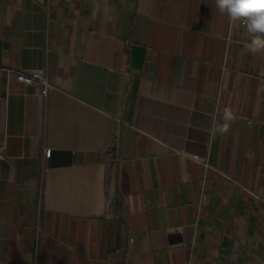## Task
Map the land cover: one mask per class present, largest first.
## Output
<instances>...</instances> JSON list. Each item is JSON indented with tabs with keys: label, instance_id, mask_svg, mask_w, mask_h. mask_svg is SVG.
Listing matches in <instances>:
<instances>
[{
	"label": "crops",
	"instance_id": "crops-1",
	"mask_svg": "<svg viewBox=\"0 0 264 264\" xmlns=\"http://www.w3.org/2000/svg\"><path fill=\"white\" fill-rule=\"evenodd\" d=\"M248 40L214 0H0V264H264Z\"/></svg>",
	"mask_w": 264,
	"mask_h": 264
},
{
	"label": "clouds",
	"instance_id": "clouds-1",
	"mask_svg": "<svg viewBox=\"0 0 264 264\" xmlns=\"http://www.w3.org/2000/svg\"><path fill=\"white\" fill-rule=\"evenodd\" d=\"M215 8L227 15L229 22H239L249 36L245 49L252 53L264 52V0H214ZM238 117L228 108L223 112V123L214 124L213 132L226 134ZM251 124V121L249 122Z\"/></svg>",
	"mask_w": 264,
	"mask_h": 264
},
{
	"label": "built area",
	"instance_id": "built-area-1",
	"mask_svg": "<svg viewBox=\"0 0 264 264\" xmlns=\"http://www.w3.org/2000/svg\"><path fill=\"white\" fill-rule=\"evenodd\" d=\"M17 80L26 85H31L36 82H39L43 85V94L47 96L48 92L51 90L52 85L49 83L46 75L39 71L32 72H20L17 74ZM52 153V149H46L45 155L46 157H50Z\"/></svg>",
	"mask_w": 264,
	"mask_h": 264
}]
</instances>
